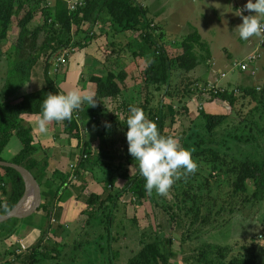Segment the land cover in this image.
I'll list each match as a JSON object with an SVG mask.
<instances>
[{
    "label": "rangeland",
    "instance_id": "1",
    "mask_svg": "<svg viewBox=\"0 0 264 264\" xmlns=\"http://www.w3.org/2000/svg\"><path fill=\"white\" fill-rule=\"evenodd\" d=\"M55 1L38 0L34 2L37 13L36 20L33 22L37 23L35 25H46L49 28L52 26ZM67 1L70 11L75 13L85 0ZM155 1L148 0L152 8H154ZM230 1L225 0L224 2L227 10L228 4L230 7ZM198 15L199 13L195 11H187L179 16L177 14V18L181 22H186L189 18V20H199L205 28L209 26V23L213 24L212 19H209L207 15L205 17L204 15L198 17ZM97 16V14H80L73 26L72 35L64 33L62 37L66 41L73 39L71 46L75 45L71 47L74 48L72 55L76 54L73 59L75 58V66L80 72L76 71V80L79 76L80 80L84 78L90 80L93 75L108 71L119 73L124 70L128 74L126 80L120 82L123 91L117 100L96 98L97 102L103 101L104 105L112 104L110 110L103 112L105 109L103 108L102 113L101 110H90L88 114H84L81 109L78 117H74L80 123L90 120L92 124L91 131L85 133L84 136L81 134L80 138L73 132L75 142L80 144V148H86L89 155L84 162L88 168L84 170L86 172L83 181L90 182L93 178L96 179V183L101 187L99 192L103 196L112 194L117 197V201L99 211L97 221L93 219L94 222H92L88 217H84L79 227L83 232L81 236L77 233L75 224L72 223V226L67 229L70 238L62 250L48 242L47 245L38 244L40 243L38 241L35 254L38 259L37 263L127 264L131 255L140 248L144 233L157 232L172 238L176 252V256L172 259L173 264H188L190 261L194 263L192 255L206 242L226 244L231 254L245 253L246 250L250 252L244 249V247H249L259 253V260L264 264V201L245 202L243 201L244 195L235 197L233 193L235 175L230 172L239 161L248 157L261 158L264 156V98H260L264 88V77L258 85L255 83L260 82L259 77L252 80L255 83L250 84L251 86L247 84L248 86H239L232 90L226 88L230 92L234 91L238 96V110L235 116L228 119L216 134H209L205 129L201 110L209 113L216 111L207 102H210L212 93L226 90L211 84L200 75H194L195 71L187 73L177 69L175 65L171 68L169 86L158 89L156 86H147L144 82H140L145 61L137 54L143 46V42L138 37L139 33L116 29L107 15L101 18ZM231 16L242 24L243 15L231 12ZM148 20L154 23L156 41L160 42L161 34H164V40L173 42L172 48L169 49L171 56L178 54L182 47L181 41L188 35L190 28L186 30L180 28L181 31H178L180 37H177L175 31H164L159 27L155 18L148 16ZM182 25L185 27L188 22ZM56 27L60 28L59 25ZM207 34L205 31V37L209 39ZM219 34L216 35L217 41H214L216 49L221 54H225L226 51L235 53L234 60L238 65L243 57L236 54L238 40L234 38L235 33L231 36ZM91 37V47L92 51L95 50L94 59L97 63L93 62L95 69L89 72L87 66L84 68L79 66L84 56L79 44L85 38L89 41ZM1 48L0 56L5 54ZM219 51H217L218 56H220ZM197 52L202 54L200 50ZM60 55L59 51L53 56L54 62ZM262 56L261 54L260 58L263 59ZM117 57L123 60L116 62ZM148 58L149 56L146 59ZM45 61L43 59V69ZM67 62L61 65L57 62L54 64L55 67L53 65L51 68L50 73L56 79L55 81L60 80V77L62 79L63 71H65L62 66L66 67ZM12 63L10 60L7 62L9 66H12ZM254 67L255 63H250L247 72H251ZM56 83L59 85L58 81ZM131 88L134 89V93ZM248 88L256 89V95H245V89ZM88 89L87 92L96 97V89L90 92ZM25 90L29 92L33 90V87L28 84ZM130 105L144 107L145 109L142 110L146 117L157 124L159 131L177 138L181 145L192 153L194 160L198 163L196 174L182 176L175 182L166 197L159 196L153 191L149 193V197L139 202L128 190V182L138 172L134 158L128 153L127 131L123 128V124L130 115L128 110ZM169 107H173V113ZM219 108L220 113H227L224 107L222 109L219 106ZM157 115L158 117L155 118ZM105 122L111 124L110 129L105 127ZM102 135H104V140ZM86 144H88L87 147ZM16 147V142L9 143L3 152V158L11 159L12 151ZM76 159L77 157L73 161ZM1 171L6 175L3 170ZM49 177L47 181L51 179ZM70 180L75 183L78 181L77 177ZM37 183L39 185L38 181ZM253 191L254 185L250 182L249 193L252 194ZM90 194H85L84 197L88 199ZM228 208L234 211L230 212ZM178 220L182 222L178 224ZM83 225L85 230L82 228ZM93 230L97 234V241L91 238ZM32 247L22 255L14 253L12 258L4 264L29 263L30 256L33 255Z\"/></svg>",
    "mask_w": 264,
    "mask_h": 264
},
{
    "label": "trees",
    "instance_id": "2",
    "mask_svg": "<svg viewBox=\"0 0 264 264\" xmlns=\"http://www.w3.org/2000/svg\"><path fill=\"white\" fill-rule=\"evenodd\" d=\"M35 1L38 0H0V48L2 47L1 49L5 51L8 59L13 62L3 87V97L6 99L0 104V160H5L2 153L10 141V136L16 134L22 147L13 162L24 166L32 173L34 180L39 182L42 192L46 188L52 187L55 183L54 180L59 177L62 183L57 190L60 192L67 185L68 177L55 171L53 180L51 178L54 183L50 179L47 181L48 156L43 159L35 157L38 147L34 143L32 130L26 128L21 120L25 114L41 116V106L47 95L49 93L64 92L50 74V59L59 51L75 46H71L73 39L72 41L71 39L66 41L62 35L64 33L72 35L73 26L79 19L80 14H97V18L107 15L116 29L139 33L138 37L143 42V46L137 54L145 61L140 82H144L147 86H156L158 89L169 86L173 65L177 69L190 73L201 63L210 59L211 52L208 44L203 41L199 30L195 28L181 41L180 52L175 54L174 57L171 56L169 49L172 48V45L164 40V34H161L160 42L156 41L154 23L148 20L149 9L138 0H85L75 13L70 11L67 0H56L52 26L49 28L46 25H40L32 29L30 26L37 15L34 7ZM56 25H59L60 28L58 29ZM91 40L92 37L89 41L85 38L80 41L79 47L83 48L90 44ZM197 50H200L202 54L198 53ZM148 56L149 58L146 59ZM43 59L46 60L43 86L21 96L11 98L28 81L32 80ZM94 69L95 67L92 68V70ZM127 77L128 74L124 70L119 73L108 71L100 75H93L90 80L96 89V98L118 97L123 91L120 82L125 81ZM256 92V89H245V95L247 96H254ZM260 98H264V88L261 91ZM210 101L227 110V113H209L201 110L206 131L214 135L228 119L235 116L236 110H238L239 98L234 91L226 90L212 93ZM131 107L145 109L138 105H130L128 110ZM169 109L172 113L174 112L173 107H169ZM157 117L158 115L155 118ZM63 122L66 131L70 134L75 132L80 138L81 129L78 120L74 116L70 121ZM123 128L128 131L126 122L123 124ZM160 133L166 137H173V135L165 134L163 131ZM102 138L105 139L104 135H102ZM87 146L88 144H86ZM83 153L88 155L86 148L83 149ZM87 158L82 157L80 159L74 173L77 178H81L82 171L88 168L84 163ZM0 169L6 173L4 175L0 170V183L6 181L10 184V191L4 192L3 199L0 198V215H3L10 212L22 199L26 191V183L21 173L16 169L1 165ZM230 172L235 175L233 183L235 197L244 195L243 201L245 202L264 201V156L261 158L248 157L239 161L237 165L231 168ZM250 182L254 185L252 194L249 193ZM145 184L146 181L139 174V170L128 182V190L139 202L149 197ZM116 199L117 197L112 194L103 196L91 193L87 199L88 206L85 212L90 218L95 219L99 211L105 206H109L110 203H115ZM36 210L49 211V205L40 203ZM228 211L233 212L234 210L228 208ZM20 218L15 217L0 223V227H2L0 237L14 233ZM181 222L180 220L177 221L178 224ZM108 230L111 233L109 227ZM43 240L44 237L39 240L40 243L38 244H42ZM36 247V245L32 247L33 255L30 256L31 261L27 264H38V259L35 256L37 253ZM244 249H248L250 252L246 250L245 253L231 254L230 248L226 244L206 242L198 247L197 252L192 255L194 263L190 261L188 264H262L256 250L249 247H244ZM175 256L176 252L172 238L157 232H145L140 248L131 255L127 264H173L172 259Z\"/></svg>",
    "mask_w": 264,
    "mask_h": 264
},
{
    "label": "crops",
    "instance_id": "3",
    "mask_svg": "<svg viewBox=\"0 0 264 264\" xmlns=\"http://www.w3.org/2000/svg\"><path fill=\"white\" fill-rule=\"evenodd\" d=\"M138 2L148 7L149 17L153 19L155 18V22L159 24V27L163 28L164 31H175V33H177V37H180V34L178 33V31H181L179 30L180 28H184L185 30L187 28H190L187 34L191 33V29L196 28L199 30L200 34L202 35L203 41L206 42L209 46L211 58L206 62L201 63L198 69L193 70L195 71V73L193 72L194 75H200V77H202L206 81H209L215 86H220L224 90H226V88H229L230 90L236 89L239 86H246L247 84L251 86L250 84L255 83L252 80L257 77H259L260 82H256L255 84L258 85L262 82V77H264V38H250V40L248 41L241 40L239 38L238 30L235 31V29L241 23L238 22L234 16H231V12H235L238 15L239 12H241V15L244 16L245 14L243 13V10L244 6L247 3V0H231L230 7L228 4V10L225 8V0H156L154 8L149 5L148 0H138ZM187 11H195L196 13H199L200 17L201 15H204L203 17L207 15L209 19H212L213 24L209 23V26L205 28L201 24L202 22H200L199 20L194 21L192 19L189 20V18L188 20L186 19V22H181V20L179 21L177 17L181 13H186ZM33 22L30 26L32 29L40 26L35 25L37 23L34 24ZM187 22L188 25L184 27V25L182 24ZM205 31L208 33L207 35L209 36V39L205 37ZM219 33H221L222 36H231L232 33H235L234 38L238 40L236 54L243 57L238 65H236L237 61L234 60L235 53L226 51L225 54H221L220 51L216 49L214 41H217L216 38L218 35H220ZM169 44H173V42H169ZM91 46L92 45L90 43L82 48L84 56H82L81 65H79L81 66V68L87 66L89 72L94 67V56H96V54H94L95 50L92 51ZM217 51H219L220 56H218ZM256 53H258L260 56L258 60L253 62L255 63V67L253 68V70L251 72H247L249 67L247 70H243L241 65L243 63H247V58L250 55ZM261 54L263 55V59L260 58ZM73 55L72 53L70 54L71 58L68 60L66 67L62 66V69L65 70L63 71V77L62 79L60 77V80H57L60 88H62L64 92L75 89L81 91L82 93H88V88L89 92L93 89L95 90L94 84L91 80H85V78H82L84 81L80 80V76L78 77L79 79L76 80V71L78 73L80 72L75 66V58L73 59L76 54L74 56ZM53 59L54 58L52 57V59L50 60L51 68L54 64L57 63V59L55 60V62ZM116 60V62H121V60L123 59L121 57H117ZM8 61L9 59L6 53L0 56V104L5 99L2 96V90L5 84L4 81H6V79L8 78V75L12 68V66H9L7 64ZM42 66L43 65L41 64L40 67L37 68L32 80L28 81L23 86V88L16 94H14L11 98H15L28 93L25 90L28 84L33 87V90L31 91L37 90L43 86L44 69ZM132 87L134 88L135 86ZM132 92L134 93V89L132 90ZM107 99L113 101L117 100L118 98H105L104 100ZM207 103L213 106L212 109L216 110L210 111L211 113L221 112L219 111L221 109L216 104L212 103L211 101ZM103 108H105L103 112H107V110H110L112 108V104L108 103L104 105L103 101L97 102L96 107H90L89 105L84 104L82 107V112L84 114H88L90 110H101L100 112L102 113ZM40 118V115L25 114L22 116L21 122L25 125L26 128H30L32 130L34 143L38 147V150L35 153V157L43 159L45 156H48L49 165L46 176H50L49 178H52L53 180L54 172L58 171L64 174L65 177H68L67 186H65V189L63 187L61 191L58 192V186L62 183V180H60L58 177L55 179L56 181L54 180L55 183L50 179L54 184L52 187H49V189L46 188L44 192H42V189L40 187L41 204L49 205V211L35 210L33 214L21 217L14 233L0 237V264H4L7 260H10L14 253L22 255L23 253L28 251L31 246L36 245V243L42 237H44V243L42 242V244L47 245L48 242L53 246H57V248L60 250H62V248H65V243L67 242L68 238H70V233H68L67 229L72 226V223L75 224L76 231L81 236L83 235V232L79 227H81L80 222L83 221V218L88 217L89 220H92V222H94L93 218H90L89 215L85 212L87 210L88 204L87 199L84 196L90 194V192L103 195L101 192H99V188L101 187H99V184L96 183V179L94 180L93 178V181L90 182H87L86 180L83 181V178L85 177L84 173L86 171H82V179L77 178L78 181L76 183L75 181L70 180L71 175H74L77 168L76 167L75 170L71 171L72 165L77 164L78 166L80 162V156L82 154L81 149L83 151V148H80V144L77 143V141L75 142L74 135L66 131L63 122L52 123L49 125V130L46 133H41L37 127V122ZM79 126L82 136H84L85 133H88L92 129L90 120H86L83 123L79 122ZM87 129L88 131L86 132ZM13 142L17 143V147L12 151V158L7 160L5 159L6 161L13 162L22 147L19 146L21 142L16 134H12L10 136L9 143L13 144ZM75 157H77V159L73 161ZM94 181L95 183H93ZM0 185V198L3 199V193H6V191H10V184L5 181L1 182ZM88 189L89 192L87 193ZM98 217L99 215L96 216L95 221L98 220ZM82 228H84L83 230H85L84 225L82 226ZM1 229L2 227H0V232ZM91 238L97 241V234H95L94 230L91 234ZM90 239H88V241L92 242V240Z\"/></svg>",
    "mask_w": 264,
    "mask_h": 264
},
{
    "label": "clouds",
    "instance_id": "4",
    "mask_svg": "<svg viewBox=\"0 0 264 264\" xmlns=\"http://www.w3.org/2000/svg\"><path fill=\"white\" fill-rule=\"evenodd\" d=\"M244 10L254 14L242 16V24L235 29L239 38L243 41L264 38V0H247ZM84 104L96 107L97 99L92 94L75 89L49 93L41 106V118L37 122L39 131L46 133L50 124L70 121ZM129 112L126 120L128 153L146 181V190L166 197L182 176L196 174L198 163L177 138L162 135L157 124L149 120L142 109L131 107ZM105 127L110 129L111 124L105 122Z\"/></svg>",
    "mask_w": 264,
    "mask_h": 264
},
{
    "label": "water",
    "instance_id": "5",
    "mask_svg": "<svg viewBox=\"0 0 264 264\" xmlns=\"http://www.w3.org/2000/svg\"><path fill=\"white\" fill-rule=\"evenodd\" d=\"M1 166H8L16 169L23 176L26 183V191L19 203L8 213L0 215V223L15 217H25L35 211L41 203V189L37 181L34 180L32 173L24 166L17 163L0 160ZM31 209V210H30Z\"/></svg>",
    "mask_w": 264,
    "mask_h": 264
},
{
    "label": "built area",
    "instance_id": "6",
    "mask_svg": "<svg viewBox=\"0 0 264 264\" xmlns=\"http://www.w3.org/2000/svg\"><path fill=\"white\" fill-rule=\"evenodd\" d=\"M253 2H255V0H253ZM243 13L245 14V16L252 14V13H249L248 11H246V10H243ZM72 50H74V49H73V48H72V49H71V48H68V49H66V50H64V51H61V55H60V57L57 58V62H58L59 65L64 64V63H66V62L69 60V56H70V54L72 53ZM259 56H260V55H259L258 53L253 54V55H250V56L247 58V63H243V64L241 65L242 69H243V70H247L248 67H249V65H250V63H253V62H255L256 60H258ZM254 73H255V72H254ZM79 114H80V111L77 112V113H74L73 116L77 118ZM82 157L87 158L88 155H87L86 153L84 154L83 151H82V154H81V156H80V159H81ZM76 167H77V164H73V165H72L73 170H75ZM73 177L76 178V175L71 176L70 179H72Z\"/></svg>",
    "mask_w": 264,
    "mask_h": 264
}]
</instances>
